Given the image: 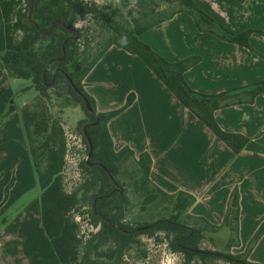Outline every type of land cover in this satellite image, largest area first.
<instances>
[{"label":"trees","instance_id":"16d2710c","mask_svg":"<svg viewBox=\"0 0 264 264\" xmlns=\"http://www.w3.org/2000/svg\"><path fill=\"white\" fill-rule=\"evenodd\" d=\"M32 1L28 17L29 0H0L5 45L0 62L8 78L29 80L37 92L31 102L21 107L20 122L39 187L40 224L58 264H120L125 253L136 250L140 235L153 236L156 233L163 234L167 248L182 257V264H216L219 261L225 264H255L247 260L246 253L229 252L239 246L237 189H233L229 196L220 225L191 215L189 209L195 198L182 191L168 194L154 185L149 178L151 159L148 155L142 154L136 159L128 148L118 152L113 149L107 124L110 118L131 104L133 96H128L121 109L100 113L83 84L86 75L108 49H122L138 57L181 106L234 154L241 151L264 154L263 145L241 135L223 132L213 117L218 109L251 103L256 96L264 95V80L218 95H201L192 91L183 78L185 71L198 62V57L169 63L139 39L144 32L179 12L191 15L199 31L214 34L245 49H248L249 33H227L192 0H124V6L133 1L141 9L149 10V13H144V20L142 14L140 18L132 17L127 26L120 25L111 14L99 10L91 2ZM161 3L176 5L177 8L170 13L154 15V8ZM84 15L101 19L110 32L95 55L86 58L82 57L83 51L78 44L83 35L75 29L78 18ZM85 101L89 103L91 112L87 111ZM55 108L58 112L79 108L84 117L77 121L75 132L80 137L86 159L89 153L86 136L92 144L90 158L77 165L83 181L71 190H67L65 177L69 168L70 147ZM13 110L9 106L7 113ZM127 160L134 163L137 175L130 187L142 193L144 206L159 199L169 202L172 207L167 218L161 217L138 227L125 223L129 200L123 192L115 191L114 186L122 189L118 183L119 169ZM11 186L12 181L5 189V199ZM83 222L96 231L83 235ZM145 227L147 229H142ZM223 229L229 233L224 252L200 248L206 238L212 241V236ZM263 231L264 223L257 233Z\"/></svg>","mask_w":264,"mask_h":264},{"label":"crops","instance_id":"0c3cea01","mask_svg":"<svg viewBox=\"0 0 264 264\" xmlns=\"http://www.w3.org/2000/svg\"><path fill=\"white\" fill-rule=\"evenodd\" d=\"M192 1L227 33L248 32V49L199 31L185 12L155 25L139 39L169 63L198 57V62L183 74L195 93L218 95L263 81L264 0ZM4 47L0 11V55ZM94 74L100 81L105 78L111 83V95L104 94L111 111L124 107L128 96H133L131 104L111 119V130L107 128L115 152L128 148L136 159L142 154L149 156V178L154 185L168 194L188 193L198 204H207L206 211L220 219L215 225L222 222L229 196L237 189L240 239L233 250L242 253L249 236L264 220V154H234L181 106L138 57L122 49H108L83 80L97 112L103 113L105 110L85 82L95 81L90 79ZM21 89L18 80L7 77L0 62V264H58L40 224L38 198L11 218L7 216L21 194L37 186L13 102ZM9 106L14 110L7 113ZM213 117L223 132L264 146V95L256 96L251 103L218 109ZM198 204L189 209L196 217L203 215L196 212ZM262 242L258 241L255 250ZM258 259L247 257L255 264L260 263Z\"/></svg>","mask_w":264,"mask_h":264},{"label":"rangeland","instance_id":"374dc122","mask_svg":"<svg viewBox=\"0 0 264 264\" xmlns=\"http://www.w3.org/2000/svg\"><path fill=\"white\" fill-rule=\"evenodd\" d=\"M86 2H91L93 5H96L99 10L111 14V17L114 21H118L120 25L127 26L134 19L140 18L141 14L143 15V20L145 19L144 13H149L148 9H141L133 1L129 2L128 5L124 6V0H83ZM23 4V3H22ZM177 8L176 5H167L159 4L157 8H154L155 14L170 13L171 11ZM114 11V13H113ZM75 29L80 30L83 37L79 40V49L83 51L82 57L86 58L89 56H94L97 50L104 44L106 39L110 36V32L107 27L102 24L101 19L92 18L89 15H84L78 18ZM109 71L111 72V66ZM97 73V72H95ZM95 81H85L89 84V87L92 92L95 93V96L98 98L99 104L103 107L105 112L111 113V104H107V98H104V94L110 93L111 95V83L102 79H98V74H94ZM18 83L22 86V89L17 93L16 97L13 98L14 107H17L18 117L20 118V109L21 106L31 102L37 92L31 86L29 80H18ZM87 85V84H86ZM95 102V101H94ZM58 109H54V112L61 118V126L64 130L65 137L69 142L70 152H69V168L65 171L67 190H71L76 185L82 183L83 175L79 166L80 162L86 160L85 152H82V146L78 148V145H81L80 137L75 132V126L78 120L82 119L83 113L79 108H67L58 112ZM117 116V115H116ZM115 117V116H114ZM113 117V118H114ZM6 118V117H5ZM2 119V118H1ZM0 119V122H1ZM111 119L108 122L109 129L111 130ZM77 167V168H76ZM76 168V169H75ZM137 178L136 170L134 163L131 160H127L125 163L120 165L118 183L123 189L124 195L129 200L128 208L125 215V223L131 227H138L139 225H144L152 223L155 220L161 217H168L171 213L172 205L169 202L157 200L153 204L144 206L142 201V193L140 191H135L130 186ZM37 181V180H36ZM34 188H29V191L21 196L11 205L8 209L7 216L11 218L14 216L17 211L20 212L24 210L27 206H31L33 201L36 200L39 196V187L36 184ZM193 196V195H192ZM195 198V197H194ZM195 198V203L197 205ZM192 205V206H193ZM207 204L201 203L198 204L196 212L202 213L203 215H198L201 218H204L209 223L215 225L217 219L213 217L211 212L206 211ZM85 210V209H84ZM205 210V211H204ZM196 216V215H195ZM224 217V216H223ZM210 218V219H209ZM264 223V220L261 224ZM2 223H0V226ZM260 224V225H261ZM220 225V224H218ZM259 225V227H260ZM82 234H92L96 229H93L87 225L86 222L82 224ZM258 227V228H259ZM2 228V227H0ZM258 228L249 236V240L245 245V249L242 253H246V256L250 255L254 258H259L261 260L258 264H264V231L262 233H257ZM261 232V231H260ZM229 233L226 229H223L218 234L212 236V241H208L206 238L200 245L202 250H211V251H225V244L228 241ZM240 239V236H238ZM262 239V244L255 250L258 246V241ZM139 244L136 246V250H131L124 254L120 264H182V257L176 253L171 252L166 245V240H164L162 233H156L153 236L140 235L137 238ZM231 254H237V250H229ZM144 255V256H143ZM192 264H197L193 262ZM216 264H225L224 262H217Z\"/></svg>","mask_w":264,"mask_h":264},{"label":"water","instance_id":"95a60500","mask_svg":"<svg viewBox=\"0 0 264 264\" xmlns=\"http://www.w3.org/2000/svg\"><path fill=\"white\" fill-rule=\"evenodd\" d=\"M32 3H33V1L32 0H29V13H28V17H29L31 8H32ZM85 106H86V109H87L88 112H91L92 111L91 108H90V105H89V103L87 101H85ZM96 123H94L93 125H95ZM86 138H87V141H88V144H89V153H88V157H87V159H88V158H90V156L92 154V144H91V142H90V140H89V138L87 136H86ZM142 229H147V227L142 228ZM138 230H140V229H138Z\"/></svg>","mask_w":264,"mask_h":264},{"label":"flooded vegetation","instance_id":"af4514ba","mask_svg":"<svg viewBox=\"0 0 264 264\" xmlns=\"http://www.w3.org/2000/svg\"><path fill=\"white\" fill-rule=\"evenodd\" d=\"M114 188H115V191H117L118 193L122 194V192H123L122 189H119L116 186H114Z\"/></svg>","mask_w":264,"mask_h":264},{"label":"built area","instance_id":"2783aa9c","mask_svg":"<svg viewBox=\"0 0 264 264\" xmlns=\"http://www.w3.org/2000/svg\"><path fill=\"white\" fill-rule=\"evenodd\" d=\"M81 146L80 145H78V148H80Z\"/></svg>","mask_w":264,"mask_h":264}]
</instances>
